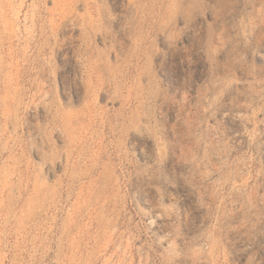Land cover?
Masks as SVG:
<instances>
[{
	"label": "rangeland",
	"instance_id": "obj_1",
	"mask_svg": "<svg viewBox=\"0 0 264 264\" xmlns=\"http://www.w3.org/2000/svg\"><path fill=\"white\" fill-rule=\"evenodd\" d=\"M0 264H264V0H0Z\"/></svg>",
	"mask_w": 264,
	"mask_h": 264
}]
</instances>
